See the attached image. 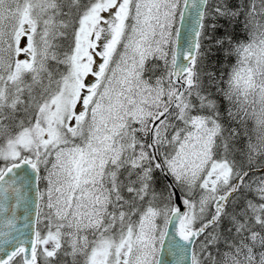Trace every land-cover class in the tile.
<instances>
[{
	"label": "snow or ice",
	"instance_id": "obj_1",
	"mask_svg": "<svg viewBox=\"0 0 264 264\" xmlns=\"http://www.w3.org/2000/svg\"><path fill=\"white\" fill-rule=\"evenodd\" d=\"M0 264H264V0H0Z\"/></svg>",
	"mask_w": 264,
	"mask_h": 264
},
{
	"label": "trees",
	"instance_id": "obj_2",
	"mask_svg": "<svg viewBox=\"0 0 264 264\" xmlns=\"http://www.w3.org/2000/svg\"><path fill=\"white\" fill-rule=\"evenodd\" d=\"M221 23H224L223 21H221ZM224 27L226 29H228L229 33H232L233 31L235 32L236 34V37L240 40H245L246 39V36L242 34V30L240 28H236V29H233L231 28L229 25L227 24H224ZM222 59V57H221ZM228 64H233L235 63V57H230L227 61Z\"/></svg>",
	"mask_w": 264,
	"mask_h": 264
},
{
	"label": "rangeland",
	"instance_id": "obj_3",
	"mask_svg": "<svg viewBox=\"0 0 264 264\" xmlns=\"http://www.w3.org/2000/svg\"><path fill=\"white\" fill-rule=\"evenodd\" d=\"M246 39H247V37H246ZM246 39H245V40H246Z\"/></svg>",
	"mask_w": 264,
	"mask_h": 264
}]
</instances>
